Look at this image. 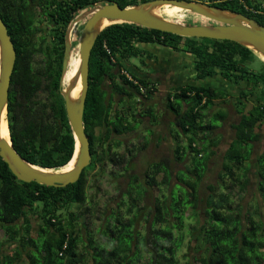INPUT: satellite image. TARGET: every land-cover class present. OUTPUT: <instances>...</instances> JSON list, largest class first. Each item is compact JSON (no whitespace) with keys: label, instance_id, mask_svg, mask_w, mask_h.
I'll return each mask as SVG.
<instances>
[{"label":"trees","instance_id":"1","mask_svg":"<svg viewBox=\"0 0 264 264\" xmlns=\"http://www.w3.org/2000/svg\"><path fill=\"white\" fill-rule=\"evenodd\" d=\"M109 1L0 0V16L15 50L6 106L9 136L15 150L34 165L65 169L70 164L75 139L59 83L65 31L82 11ZM115 1L124 7L146 0ZM199 1L264 25V0ZM194 37L132 22L100 30L90 52L83 109L90 162L75 182L52 186L18 179L0 156V229L11 245L0 248V264H264V146L252 158L254 143L262 139L257 128L264 120V71L246 64L255 53L244 45ZM151 44L193 55L191 78L195 75L196 81L164 93L176 126L170 134L174 161L185 168L172 170L170 160L161 157L140 175L130 162L147 144V135L141 145L118 148L121 135L137 131L142 116L152 123L158 116L154 102L142 100L151 95L149 82L129 70L131 57L144 63L157 56ZM215 76L236 85L247 82L259 93L231 95L209 84ZM229 97L237 103L234 136L224 148L218 179L201 189L212 147L220 142L210 119L212 107ZM222 113L216 111V119L224 121L227 113ZM108 164L119 166L115 176L127 180L114 204L96 208L95 195L87 193L89 173L98 167L94 176L99 177ZM251 170L258 200L244 204ZM155 186L160 193L148 204L146 193ZM193 221L195 229L190 228ZM184 243L188 250L182 253Z\"/></svg>","mask_w":264,"mask_h":264},{"label":"water","instance_id":"2","mask_svg":"<svg viewBox=\"0 0 264 264\" xmlns=\"http://www.w3.org/2000/svg\"><path fill=\"white\" fill-rule=\"evenodd\" d=\"M165 4L179 6L216 23L182 24L179 21L170 20L156 12ZM81 19H84V22L77 45L78 69L65 87L61 88L67 118L75 139L71 156V158L75 157L74 164L70 169L63 171L34 165L15 150L11 139L8 142L0 137V156L7 163L10 171L22 181L33 180L46 185L64 186L75 182L82 169L89 164L91 151L83 125V109L88 89L91 48L98 33L105 25L114 22H132L181 36L228 39L252 49L254 52L263 55L264 58V25L240 12L199 0H146L124 7H120L115 0H110L107 3H94L78 14L67 27L59 80L61 86L71 54V30ZM14 61L13 42L7 32L6 24L0 16V122L2 113L4 112L6 115L7 112L8 90ZM78 79L81 84L80 92L77 97H72L70 92ZM76 143H78L77 150Z\"/></svg>","mask_w":264,"mask_h":264},{"label":"rangeland","instance_id":"3","mask_svg":"<svg viewBox=\"0 0 264 264\" xmlns=\"http://www.w3.org/2000/svg\"><path fill=\"white\" fill-rule=\"evenodd\" d=\"M169 11V12H168ZM159 15L168 18L170 20H177L182 24H193L192 22H196V21H200V22H205V18L197 15L195 13H191L189 11H182L181 9L177 10L175 8H167V9H163L161 11L158 12ZM84 19H81L80 21H78L76 23V27L74 29V33L73 36L71 35V50L75 51L73 52L76 56V58L71 61V63H74V67H73V71L69 70V72L67 73L66 76V83L76 74L78 66L77 64H79V54H78V40H79V34L81 31V25L83 23ZM194 38H198V37H194ZM200 39V38H199ZM73 44V46H72ZM154 45L157 48H161L163 49L164 46L162 45H158V44H151ZM155 47H153V50L155 49ZM168 48V47H167ZM159 49V51L161 50ZM168 51L171 52V49L168 48ZM179 55L176 54H170L167 55L165 52H161V55L163 56H168L172 59V61L174 63H178L181 61H190V59H192L194 56L191 54H188L186 52H178ZM255 55L250 58V60H247L248 62H246V64L249 67H252L255 71H264V58L262 56H260L259 53L254 52ZM186 55H190L189 57ZM164 57L165 59L167 57ZM261 58H260V57ZM186 57V58H184ZM36 59L39 60L40 55L39 56H35ZM130 61L133 63V65L136 68H143V63L139 60L138 57H131ZM179 69V68H178ZM180 70V71H179ZM179 73L181 75H184L185 77H189L191 78V76L193 75L191 66H187L186 71H182L181 69H179ZM188 72H190V74H188ZM188 75V76H187ZM183 77V76H181ZM194 80V79H193ZM219 78L218 76H215L214 78H212V81H218ZM196 81V80H195ZM66 83L64 84V86L66 85ZM244 84H248L246 82H244ZM254 96H251L250 99L252 100ZM236 97H229L227 98V101L225 104H222V106L218 107H212V115H210V119L214 120V124L218 126V129L216 130V138L220 139V142L218 143L217 146H213L212 148L215 150V153L212 154L209 158L208 161V167H207V172L201 182V189L205 188L206 183L208 182H214L218 179V173L221 171V162H222V155H223V151L224 148L227 147L229 141L233 138L234 136V130L231 128V126L229 125V123H233L234 121H236L237 119V115L234 112V105L237 104L236 103ZM253 101V100H252ZM131 104L132 106V101L127 102V105ZM225 106H227V110L225 108ZM136 106L132 107V111L136 110ZM222 111V115L225 114V112L227 113V117L225 118L224 122L225 124H223L222 120L220 119H216L217 115H215L214 113L216 111ZM228 111V112H227ZM131 118V117H129ZM173 120V115H171V113L169 112L167 117H164L163 123L162 125L159 126V130L162 131L163 134V138L160 139V141H158V139H155V135L152 137L151 141L147 143L146 145V149L141 151L138 150V154L136 153V155L131 159L132 163V168L133 171L135 173H138L140 175H142L145 167L147 166V164L153 160H157L161 157H166L168 158L170 161V165L172 166V170H180L185 168V163L184 162H175L174 161V142L171 138L170 134L174 133V130L176 129L175 123L172 121ZM142 121V120H141ZM146 128L143 129L142 124L139 123L135 125V129L137 130L136 132H129L126 135H121V139L122 141L124 140V138H126L127 140H124V143L122 144V146H119L118 151L122 152L124 151V148L131 143H136L138 145H141L142 141L139 139V136L142 132H144L147 137L149 136L150 130L148 127L151 128H155L158 129L157 127H155L154 125H151L150 123L145 122ZM257 131L260 132L262 139L260 141H257L254 143L253 146V153H252V158L254 157V155L256 154L257 151L260 150V148H262L264 146V120L262 121V123L260 124V126L257 128ZM221 133V134H219ZM222 135V137H220ZM125 161V160H124ZM124 161L122 163H124ZM119 166H115V165H106L105 167V172L97 177L94 176V174L98 171V167L96 169H93L90 171L89 173V177H88V189H87V193L89 195H95V199H97V205L96 208H100L102 207L104 204L110 205V204H114V202H116L120 196V191L121 190H117L120 185L122 184V186H125V182L127 180L126 176L121 177L119 175L115 176L116 174H118V170H119ZM54 169V168H52ZM253 169V168H252ZM59 170V169H58ZM61 170V169H60ZM254 170H251L250 175H249V182L246 185V191L243 193V203L247 204L250 201H252L253 199L257 198L258 200V193L255 190V177L253 175ZM98 173V172H97ZM182 174H184V176H187V173L182 171ZM161 174L158 175L157 178H160ZM173 181H175V179L172 178ZM118 185V186H117ZM115 187H117L115 189ZM160 191L159 189L155 186L150 188L147 193H146V197L144 199L145 202H147L148 204L151 203V201L153 200L154 195L159 194ZM34 221H36V218L34 219ZM100 219L95 221V224H99ZM197 227L196 222H192L190 224V228L195 229ZM3 243V244H2ZM0 248L1 250H6L8 248H10V244H7L4 241L3 238V232L0 229ZM187 244L184 243V246L182 248V253L187 251Z\"/></svg>","mask_w":264,"mask_h":264},{"label":"flooded vegetation","instance_id":"4","mask_svg":"<svg viewBox=\"0 0 264 264\" xmlns=\"http://www.w3.org/2000/svg\"><path fill=\"white\" fill-rule=\"evenodd\" d=\"M205 22H200V21H196V22H192L193 24H198V23H216L215 21L205 18L204 19ZM150 47V46H149ZM133 65V64H132ZM130 66L129 70L132 71L133 73H135L138 76H144L142 78H145L150 85V89L152 90L150 97H143L142 100L144 101L145 104L154 102V107H155V112L157 113V119L154 123L150 122L149 117L148 116H142L141 117V124L143 129L146 128L145 122L148 121V123H150L151 125H154L155 127H157L158 129L155 128H151L148 127L150 130L149 136H148V142L151 141L152 137L155 135V139H158V141H160V139L163 138V134L162 131L159 130V126L162 125L164 117H167L169 114V109L166 108L165 106V94L167 93V91L169 90V88L173 85H180V84H186V83H191V81H195V75L192 78L189 77H181V75L179 76L178 74L175 75L173 74V72L170 70V66L169 64H167L166 61L160 60L157 56L151 59L145 58V61L143 63V68H136L135 66ZM219 81H215L213 82L212 79L209 80V84L211 86H214L216 88H219L221 90H223L226 93H229L231 95L235 94L236 96L241 93L243 90H245V93H254L253 91L250 92H246V90H249L252 84L247 85L246 87H242L241 90H232L228 85H231V80H227L224 79L222 76H218ZM66 83V80H65ZM64 83V84H65ZM203 84V83H202ZM252 88V87H251ZM256 93H259V91ZM255 94V93H254ZM149 99V100H148ZM250 101V99H249ZM225 108L227 109V106H225ZM229 110V109H227ZM228 112V111H227ZM236 113V111H234ZM224 125L225 122L222 121ZM232 122L229 123V125L231 126ZM218 129V128H217ZM216 129V130H217ZM134 132V131H133ZM136 132V131H135ZM127 133L123 134L126 135ZM221 134V133H220ZM146 135L144 132H142L139 136V139L141 140L142 136ZM222 137V135L220 136ZM124 140L126 141L127 139L124 138ZM123 140V143H124ZM147 142V143H148ZM147 145V144H146ZM146 145L144 146V148H141L140 150L143 151L146 149ZM128 146V145H127ZM129 146H131V143L129 144ZM138 154V153H137Z\"/></svg>","mask_w":264,"mask_h":264},{"label":"bare ground","instance_id":"5","mask_svg":"<svg viewBox=\"0 0 264 264\" xmlns=\"http://www.w3.org/2000/svg\"><path fill=\"white\" fill-rule=\"evenodd\" d=\"M167 8H175V9H177V10H179V9H181L182 11H185L184 9H182L181 7H179V6H176V5H169V4H165V5H163V6H161L160 8H158L157 10H156V12L158 13L159 11H161V10H163V9H167ZM169 12V11H168ZM175 21H177V20H175ZM107 23V22H106ZM77 25L75 24L73 27H72V30H71V35L73 36V33H74V29H75V27H76ZM72 53H73V51L71 52V55H70V58H69V61H68V65H67V68H66V71H65V73H64V77H63V87H65L64 86V83H65V80H66V76H67V73L69 72V66H70V64H71V59H72ZM260 56H262L263 57V55H261L260 54ZM259 56V57H260ZM261 58V57H260ZM79 64H77V66H78ZM73 71V70H72ZM80 87H81V84H80V80L78 79V81H77V83H76V85L74 86V88L71 90V92H70V95L72 96V97H77L78 95H79V92H80ZM0 137L2 138V139H4V140H6V141H10V136H9V128H8V123H7V118H6V115H5V113L3 112L2 113V116H1V122H0ZM76 146H77V149H78V143H76ZM76 149V150H77ZM73 159V158H72ZM71 159V161L68 163L69 164V166L67 167V168H65V169H61L60 170V168H59V171H63V170H67V169H70L72 166H73V164H74V160H75V158L72 160ZM61 168H63V167H61Z\"/></svg>","mask_w":264,"mask_h":264},{"label":"crops","instance_id":"6","mask_svg":"<svg viewBox=\"0 0 264 264\" xmlns=\"http://www.w3.org/2000/svg\"><path fill=\"white\" fill-rule=\"evenodd\" d=\"M153 47H155L154 45H150V47H149V50L151 51L152 50V48ZM159 49H161V48H157V47H155V49L154 50H152V52L154 53V54H156L157 55V57L160 59V60H163V61H166L167 62V64H169V68H170V70L173 72V74H175V75H181L180 73H179V69H181L182 71H186V69H187V66H191L192 67V65H193V61H194V57L192 58V59H190V55H186V56H188L189 57V60L190 61H181V62H178V63H174L173 61H172V59L170 58V57H168V56H166L167 58L165 59L164 57L165 56H163V55H161V52H165L167 55H170V54H176V55H179V53L178 52H174V51H168L167 49V47H164L163 49H161L160 51H159ZM184 58H186V57H184ZM153 60H154V58H153ZM179 68V69H178ZM179 70V71H178ZM192 72H193V70H192ZM188 74H190V72H188ZM191 75V74H190ZM181 76H184V75H181ZM188 76V75H187ZM218 82H220L219 80H218ZM247 83V82H246ZM247 85H249V84H244V82H241L239 85H236V84H231V85H228L233 91L236 89H238V90H241L242 89V87H246ZM252 87V86H251ZM250 87V89L249 90H246L247 92H249V91H253L254 89V93H256V91L258 92L259 90V88L258 87H252L251 88ZM233 95H235V94H233Z\"/></svg>","mask_w":264,"mask_h":264},{"label":"clouds","instance_id":"7","mask_svg":"<svg viewBox=\"0 0 264 264\" xmlns=\"http://www.w3.org/2000/svg\"><path fill=\"white\" fill-rule=\"evenodd\" d=\"M204 2H206V1H204ZM208 3V2H207Z\"/></svg>","mask_w":264,"mask_h":264}]
</instances>
